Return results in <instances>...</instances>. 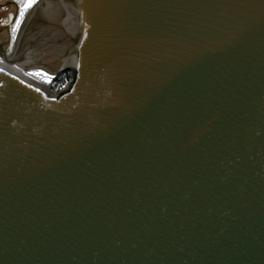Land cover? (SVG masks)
I'll return each instance as SVG.
<instances>
[{"label":"water","instance_id":"water-1","mask_svg":"<svg viewBox=\"0 0 264 264\" xmlns=\"http://www.w3.org/2000/svg\"><path fill=\"white\" fill-rule=\"evenodd\" d=\"M13 57L71 79L0 63V264H264V0H39Z\"/></svg>","mask_w":264,"mask_h":264},{"label":"bare ground","instance_id":"bare-ground-1","mask_svg":"<svg viewBox=\"0 0 264 264\" xmlns=\"http://www.w3.org/2000/svg\"><path fill=\"white\" fill-rule=\"evenodd\" d=\"M38 2H39V0H36V3L33 4V6L31 8H29L25 11L23 19L20 22L18 28L22 24L27 12L30 9H32ZM18 28L15 31V35H13L11 33V40H10L9 46L7 48H5V50L2 54H0V63L11 68V69H13L14 71L18 72L19 74L23 75L24 77H26V78H28V79H30V80L38 83V84H41L43 87L48 89L49 85H48V82L44 79V77H47L49 79V77L53 76L52 71H49V70L44 69V68H34V69L26 70V69H23L22 67H20L19 65H17L15 63L16 60L13 57V47L15 45ZM4 37H5V35H3V36L0 35V40L4 39Z\"/></svg>","mask_w":264,"mask_h":264},{"label":"trees","instance_id":"trees-1","mask_svg":"<svg viewBox=\"0 0 264 264\" xmlns=\"http://www.w3.org/2000/svg\"><path fill=\"white\" fill-rule=\"evenodd\" d=\"M21 2H23V0H21ZM70 79H71L70 72L65 71V72H62V73L54 76L50 80L49 84H50L51 88H53V89H60L65 84H67Z\"/></svg>","mask_w":264,"mask_h":264},{"label":"snow or ice","instance_id":"snow-or-ice-1","mask_svg":"<svg viewBox=\"0 0 264 264\" xmlns=\"http://www.w3.org/2000/svg\"><path fill=\"white\" fill-rule=\"evenodd\" d=\"M17 3L19 4V17L20 19H18L16 21V26L13 27L12 31L15 32L20 24V20L23 18L24 13L27 9L31 8L33 6V4L36 3V0H23V2H21V0H17Z\"/></svg>","mask_w":264,"mask_h":264},{"label":"rangeland","instance_id":"rangeland-1","mask_svg":"<svg viewBox=\"0 0 264 264\" xmlns=\"http://www.w3.org/2000/svg\"><path fill=\"white\" fill-rule=\"evenodd\" d=\"M1 1V0H0ZM3 1V0H2ZM2 9H0V16H1V14H2ZM18 19H20V17H19V15H18V17H17V19H16V21L18 20ZM23 19V18H22ZM22 19L20 20V22L22 21ZM16 21H15V23H14V25L10 28V31H11V33L13 34V35H15V32H13L12 31V29H13V27H15L16 26ZM12 35V36H13ZM44 77V76H43ZM54 76H51V77H49V79L47 78V77H44V79L48 82V85L50 86V84H49V82H50V80L53 78ZM51 87V86H50Z\"/></svg>","mask_w":264,"mask_h":264},{"label":"flooded vegetation","instance_id":"flooded-vegetation-1","mask_svg":"<svg viewBox=\"0 0 264 264\" xmlns=\"http://www.w3.org/2000/svg\"><path fill=\"white\" fill-rule=\"evenodd\" d=\"M1 3H2V0L0 1V9H2L3 11H2L0 18L4 15V13L7 9H9V11H10V8H11L9 6L1 5Z\"/></svg>","mask_w":264,"mask_h":264},{"label":"built area","instance_id":"built-area-1","mask_svg":"<svg viewBox=\"0 0 264 264\" xmlns=\"http://www.w3.org/2000/svg\"><path fill=\"white\" fill-rule=\"evenodd\" d=\"M65 85L63 87H61L60 89H53V88L52 89L55 90V91H59V90L63 89L65 87Z\"/></svg>","mask_w":264,"mask_h":264}]
</instances>
